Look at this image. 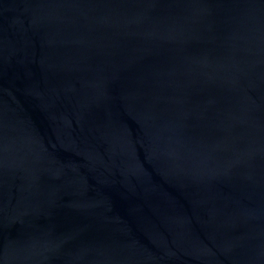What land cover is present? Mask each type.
Listing matches in <instances>:
<instances>
[{
  "label": "water",
  "instance_id": "1",
  "mask_svg": "<svg viewBox=\"0 0 264 264\" xmlns=\"http://www.w3.org/2000/svg\"><path fill=\"white\" fill-rule=\"evenodd\" d=\"M0 264H264V0H0Z\"/></svg>",
  "mask_w": 264,
  "mask_h": 264
}]
</instances>
